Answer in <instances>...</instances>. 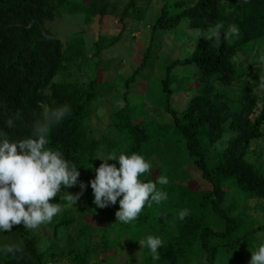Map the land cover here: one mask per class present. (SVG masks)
Masks as SVG:
<instances>
[{"label":"trees","instance_id":"16d2710c","mask_svg":"<svg viewBox=\"0 0 264 264\" xmlns=\"http://www.w3.org/2000/svg\"><path fill=\"white\" fill-rule=\"evenodd\" d=\"M85 1L71 11L83 13L88 21L92 17L103 18L110 15V10L115 7L112 0ZM72 2L0 0V132L10 141L22 139L30 135L31 122L44 107L67 104L71 110V114L50 131L45 146L59 150L67 161L79 168L77 184L61 189V194L50 201L59 203L61 209L69 204L60 199V195L65 191L74 196L79 193L80 182L84 185L88 183L102 151V142L89 137L85 124L91 116L96 82L85 84L69 80L53 81V77L69 72L68 64L72 61L80 62L81 54L78 49L71 51L69 47L65 48L63 42L45 29L43 24L57 17L58 6H66ZM151 2L152 0H129L119 14V22L124 23L127 18L140 20L145 6ZM175 6L181 7V11L171 12V7L166 5L161 8L150 27L152 43L160 31L174 30L184 19L189 20L190 28L193 29L207 28L217 22L222 23L225 28L235 25L239 34L226 41L222 38L219 46L201 38L192 55L167 66L165 77L161 81V95L163 107L170 115V122L168 128L161 127L162 132L157 140L146 124L134 123L129 118L126 108L115 112L114 118L124 121L122 127L126 129L128 141L124 154H139L150 165L149 171L139 179L155 182L161 176L162 169L151 166V160L155 157L163 165L170 166L171 162L166 156L168 145L164 143L162 150H159V146L154 144V141L160 140L161 135L165 136L170 131L183 143L206 187L196 199L194 210H188L183 221L177 220L176 235L167 243H162V247L158 249L159 261L153 262L146 248L144 261L151 264H186L193 243L200 240V247L210 253L206 264H215L218 249L216 246L207 247L209 238L230 240L232 249L242 240L231 239L240 229V217L233 215V211L222 208L228 198L225 191L227 183L230 181L238 187L246 200L259 201V210L264 214V203L261 202L264 201V169L249 157L252 143L264 138V79L254 84L259 94L251 91L250 87L253 85H247L248 88L245 86L239 96H235L232 90L235 83L245 77L236 65L239 56L249 53V43L264 39V0H197L190 6L183 7L182 2L175 3ZM99 45L97 42V47ZM100 51H96V57ZM144 63L145 59L132 78L139 73ZM186 65L196 67L195 83L177 84L174 89L176 79L172 71L177 66ZM182 90H197V93L179 111L172 107L171 99L174 92ZM17 110L21 119L15 122L14 128L9 129L4 121ZM225 135H228L226 148L216 150V145ZM156 188L160 190L158 184ZM156 205L146 206L140 213L148 212ZM116 206L119 207L118 202ZM209 214L223 222L222 231L215 232L210 224ZM73 222L65 215L54 226L55 235L59 230H67ZM81 223L79 242L74 244L73 249H69V256L74 264H89L96 253L83 243V239L93 237L95 231L89 230L90 224L83 223V219ZM262 229L257 228L258 231ZM3 234L11 240V244L7 246L19 248L20 251L0 253V264L52 263L54 257L40 251L39 242L32 230H25L23 225H15ZM100 237L102 241L99 244L104 252L105 243L103 236ZM105 257L104 255L99 262H104Z\"/></svg>","mask_w":264,"mask_h":264},{"label":"rangeland","instance_id":"374dc122","mask_svg":"<svg viewBox=\"0 0 264 264\" xmlns=\"http://www.w3.org/2000/svg\"><path fill=\"white\" fill-rule=\"evenodd\" d=\"M71 1L73 2L66 6H58L57 17L53 21H45L43 27L55 34L65 48L69 47L71 51L78 49L81 54V61L68 64L69 72L57 76L56 81L69 80L85 84L93 81L97 84L96 95L91 104V116L85 124L89 137L102 142V151L98 158L109 153L118 156L124 154L127 149L126 129L122 127L124 121L114 118V113L122 108H126L134 123L146 124L157 140L162 132L161 127L168 128L170 122V115L163 107L161 95V81L165 77L166 68L176 60L192 55L201 38H194L192 32L195 29L190 28L187 19L174 30L160 31L153 43L150 27L164 5L171 7V12H179L181 7L175 8V3L182 2L185 7L197 0H152L145 6L140 20L127 18L124 23L119 22V14L129 0H112L115 7L110 10V15L103 18L92 17L89 21L80 11H71L86 1ZM97 42L100 43L98 47ZM97 50H101L98 57L95 56ZM247 52L249 53L240 55L236 62L237 68L245 77L235 83V88L232 89L235 96H239L247 85H253L250 87L251 91L259 94L254 84L264 79V71H260L256 65L259 58L264 56V39L249 43ZM144 59L143 67L132 78ZM196 70L194 65L175 67L172 71L176 79L173 88L175 89L177 84L193 85ZM196 93L197 90L174 92L172 107L183 110ZM161 136L154 144L159 146V150H162L164 143L168 145L166 156L171 163L170 166L163 165V162L155 157L151 160V166L162 169L161 176L168 180L166 185H159V191L165 192L167 199L150 211L140 213L135 221L123 224L116 222L115 213L119 209L116 205L96 208L92 203V190L87 183L75 204L62 208L51 222L32 229L33 236L39 242L40 251L54 257L50 264H74L70 259L69 249H73L74 244L79 242L82 219L83 223L90 224L89 230L95 231L93 237L83 239V243L96 253V257L90 260L89 264H151L144 261V249L140 250L136 241L149 235L158 236L162 243L170 241L176 235L178 212L182 209L193 211L196 199L206 189L202 184L201 174L194 167L181 140L170 131ZM224 137L216 145V150L222 151L226 148L228 135ZM251 150L250 159H254L256 165L264 169V138L254 141ZM101 163L102 161L98 160L93 167L90 180L94 178V169ZM78 191L80 193L81 189L78 188ZM225 191L228 198L222 208L225 211H233V215H238L241 220L238 233L233 234L231 239L242 240L232 249L230 240L209 238L207 247L216 246L218 249L215 264H249L251 252L255 251L264 239V214L259 210V201L246 200L243 192L232 182L227 183ZM65 215L74 222L67 230H59L55 235L53 228ZM209 215L215 232L222 231L223 222L213 214ZM259 227L263 229L258 231ZM96 232L103 236L104 252L99 244L102 238ZM10 244L11 240L0 233V247ZM200 244V240L193 243L186 264L208 262L210 253L201 248ZM104 255V262H99Z\"/></svg>","mask_w":264,"mask_h":264},{"label":"clouds","instance_id":"9594fccd","mask_svg":"<svg viewBox=\"0 0 264 264\" xmlns=\"http://www.w3.org/2000/svg\"><path fill=\"white\" fill-rule=\"evenodd\" d=\"M238 34L239 29L235 25L225 28L219 22L192 32L197 40L203 38L217 46L222 38L226 41L236 38ZM256 65L260 71H264V56L259 58ZM55 80L56 77H53V81ZM70 114L67 104L44 107L31 122L30 135L27 137L10 141L0 132V233L10 231L15 225H23L25 230H32L51 222L61 211V205L50 201L61 194V189L77 184L79 168L67 161L59 150L45 147L50 131ZM20 119L21 114L17 110L4 124L11 129ZM97 159L102 163L94 169V178L87 185L92 190V203L96 208L103 209L118 202L116 222L129 224L137 219L142 208L159 205L167 199V194L156 188L157 184L168 183L166 177L158 176L155 182L139 179L150 169L143 156L136 153L118 156L109 153ZM108 161L116 163L109 164ZM79 186L80 193L74 196L65 191L60 199L67 204H75L85 189L83 182ZM186 215L188 210L182 209L178 212V219L183 221ZM136 242L140 250L147 249L153 262L159 261L158 249L162 247V240L158 236L149 235ZM19 251V248L12 246L0 248V253L3 254ZM249 264H264V239L251 252Z\"/></svg>","mask_w":264,"mask_h":264}]
</instances>
